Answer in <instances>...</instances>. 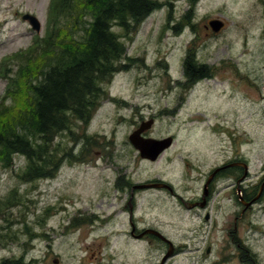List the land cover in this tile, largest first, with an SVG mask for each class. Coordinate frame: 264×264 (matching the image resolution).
I'll list each match as a JSON object with an SVG mask.
<instances>
[{"label": "rangeland", "instance_id": "1", "mask_svg": "<svg viewBox=\"0 0 264 264\" xmlns=\"http://www.w3.org/2000/svg\"><path fill=\"white\" fill-rule=\"evenodd\" d=\"M156 1L162 6L136 29L113 26L126 48L124 67L103 84L106 93L96 98L99 105L91 120L83 125L76 122L68 134L55 138L56 147L71 150L55 177L25 181L18 174L27 160L20 155L14 156L13 167L0 165V264H160L169 247L124 235L130 230L129 215L117 200L115 207L109 206L110 193L99 197L98 175L103 179L102 173L110 178L109 172H133L132 181L142 183L146 172H169L172 185L192 197L194 192L184 193L181 172L185 170L210 172L240 153L248 161L249 172H264V47L259 36L264 4L198 0L192 6L190 0ZM50 3L0 0V97L8 84L3 68L17 70L18 56L29 53L33 43L32 51L37 47L34 38L47 30ZM190 7L195 15L188 21ZM26 13L37 17L39 32L23 19ZM213 20L223 22L218 31L210 24ZM66 21L60 19L61 24ZM48 54L42 46L32 53L30 64H45ZM203 61L218 68L220 62L230 63L231 68H210L209 80H189L187 62ZM199 112L205 113L203 122L194 120ZM141 116L148 118L143 121ZM135 117L143 121L140 128L151 123V133L162 139L176 136L155 160H142L127 144ZM230 197L225 190L212 199L209 212L218 223L239 210ZM156 198L166 206L145 207L147 196L138 193L134 216L139 221L142 216L164 222L174 245L184 246L165 264H239L228 255L237 249L234 244L223 245L227 252L223 254L219 237L205 241L202 230L207 227H199L204 214L199 217L196 210L174 205L171 196L152 191L151 199ZM221 200L226 209L214 206ZM95 211L103 216L93 223ZM248 217L245 243L250 252L242 253L244 264H264V198ZM239 236L243 240L241 232ZM209 244L212 250L206 255ZM198 246L203 248L199 251Z\"/></svg>", "mask_w": 264, "mask_h": 264}, {"label": "trees", "instance_id": "2", "mask_svg": "<svg viewBox=\"0 0 264 264\" xmlns=\"http://www.w3.org/2000/svg\"><path fill=\"white\" fill-rule=\"evenodd\" d=\"M197 1L190 0L192 6ZM162 4L156 0H51L47 30L34 38V51L44 46L49 52L45 64H30L33 43L29 53L18 56L17 70L4 66L2 71L8 84L0 97V165L11 168L14 156L20 155L27 160L24 173L18 174L25 181L54 177L71 156V150L56 147L55 138L68 134L76 122L83 125L91 120L99 105L96 98L106 93L103 84L124 67L126 48L113 26L136 29ZM194 15L190 7L185 18L191 21ZM61 18L67 21L61 24ZM25 57L29 58L20 63ZM187 63L189 69L197 67Z\"/></svg>", "mask_w": 264, "mask_h": 264}, {"label": "flooded vegetation", "instance_id": "3", "mask_svg": "<svg viewBox=\"0 0 264 264\" xmlns=\"http://www.w3.org/2000/svg\"><path fill=\"white\" fill-rule=\"evenodd\" d=\"M260 2L264 4V0H260ZM260 24L261 26L263 25V28L261 27L259 36L264 47V12H262L260 15ZM205 27L209 28L208 26ZM225 27L226 24L224 28ZM218 64L220 65V68L215 67L208 62H197L194 63V65H197V67L195 66L194 69H189L187 63V77L189 80L191 79L195 80L196 82H200L202 80H209L211 78L210 68L212 71L216 69L225 71L227 68H231L230 63L220 62ZM221 74V72H217L215 75L219 76ZM199 113V115L197 114V116H195L194 120L197 122H203L202 119L206 118L205 113ZM140 118L141 120L146 121L148 117L141 116ZM150 119L154 121L153 118ZM141 123L136 117L134 118L132 132L130 136H128L127 144L130 150L136 153L137 156L139 155L142 160L152 161L149 158L142 157L141 152L134 146L130 138L132 134L138 132ZM151 126L153 127L151 123H146L142 126L145 127V129L141 132V137L162 139L163 136H157L151 133V129H153ZM172 137L174 142L176 136L172 135ZM133 139H135V137H133ZM114 140L115 139L113 138V141ZM169 148L170 147L167 149ZM244 164H247V166L249 165L248 161L242 157V154L237 153L235 156L230 157L222 165L210 170V172H191L189 170L181 172V174L183 173L182 183H184V193L192 191L194 192V196L192 197H189L188 195L186 196V194H181L180 187L175 186V184L172 185L168 179L169 176L167 175L169 172H146L145 179L142 183H135L132 181V178H135V174H133V172H109L111 179L108 178V175L102 173L103 179L100 178L99 175L97 176L98 180L101 182V185L97 190L99 191L98 195L100 198L103 197L105 192H107V194L110 193L109 197H107V200H110V207H115L114 205L120 202L122 210L128 213V226L130 230H125L124 235L130 239L137 241H147L150 244H152L154 241H157L160 242L164 248L167 246L169 247L168 242H166L161 236L154 232L157 231L161 235L172 240L164 226H162L164 225V222L149 221L142 216L138 217L141 219V221H139L136 216H134V209L136 207V198L138 193H142L147 196L145 207L160 208L166 206L164 200H160L158 198L155 200L151 199L152 191H159L171 196L174 201L172 202V199L170 198L169 202H172L174 205H178L179 207H183L185 209L196 210L201 214L199 217L204 214L203 219L200 220L199 227H207V229L202 230V236H205V241L207 238L213 239L214 237H219L221 241V250H223V245L230 248L232 244H234L237 249H233L228 253V255H230V259H238L239 264H244L245 259L243 258V254L249 255L250 252V250L248 251L249 248L247 249L245 243L248 229V216L251 212L253 213L256 205L264 198V172L254 174L253 172H249V169H246L247 166ZM247 168H249V166ZM177 173L178 172H170L171 175H175ZM200 183V192L195 193ZM177 188L180 192L177 190ZM225 190L232 194L230 200L235 202L236 208L239 210L234 213V216L229 215L226 217L224 222L218 223L214 216H211L209 210L211 207H213L214 202L212 199L214 195L220 196ZM219 192L220 194L218 195ZM95 197L96 195L93 197V200ZM116 200L118 202H116ZM93 203L96 204L95 206H100L97 201H94ZM214 206L216 209H226L227 207L226 203H224L222 200L221 202L218 201L216 204H214ZM94 214L95 218L93 219V223L94 221H99V218L103 216V214L98 211H95ZM83 219L87 218L84 217ZM240 232L243 235V240L241 236H239ZM235 242L238 244L236 245ZM175 246V254H178L184 250L183 245L179 246L175 244ZM202 248V246H198L197 250L200 251ZM211 250V245H207L205 248V254L208 255ZM234 250H237V252ZM86 251L88 252L89 250L86 249ZM222 253L226 254L227 252L223 250ZM92 256L93 253H90L89 257ZM95 258L96 257H93L91 262H95ZM32 263L34 264L35 261Z\"/></svg>", "mask_w": 264, "mask_h": 264}, {"label": "water", "instance_id": "4", "mask_svg": "<svg viewBox=\"0 0 264 264\" xmlns=\"http://www.w3.org/2000/svg\"><path fill=\"white\" fill-rule=\"evenodd\" d=\"M23 19L27 20L37 32L40 31L41 24L35 15L26 13L23 15ZM210 24L213 26L214 30L216 31H218L223 26V22L220 20H213L210 22ZM144 129L145 127H141L138 130V132L132 134L130 138L134 146L141 152L142 157L155 160L157 159L158 155H160L161 152H163L166 148L172 145L173 137L169 136L164 139L143 138L141 137V132ZM133 137H135V139H133ZM244 165L247 166V164ZM154 232L159 236H161L169 244V248L160 262V264H165L167 259L173 256L175 245L170 239L161 235L159 232L157 231Z\"/></svg>", "mask_w": 264, "mask_h": 264}]
</instances>
